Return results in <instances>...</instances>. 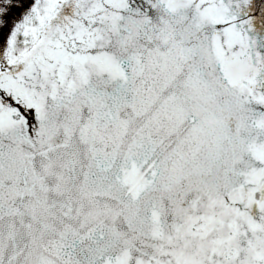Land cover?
<instances>
[{
  "label": "snow or ice",
  "instance_id": "6c2138e0",
  "mask_svg": "<svg viewBox=\"0 0 264 264\" xmlns=\"http://www.w3.org/2000/svg\"><path fill=\"white\" fill-rule=\"evenodd\" d=\"M0 264H264V0H0Z\"/></svg>",
  "mask_w": 264,
  "mask_h": 264
}]
</instances>
